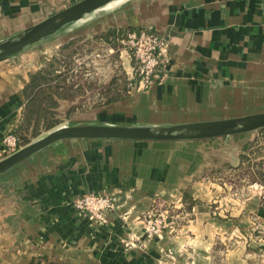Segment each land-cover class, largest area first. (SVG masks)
Returning <instances> with one entry per match:
<instances>
[{"label": "crops", "instance_id": "crops-1", "mask_svg": "<svg viewBox=\"0 0 264 264\" xmlns=\"http://www.w3.org/2000/svg\"><path fill=\"white\" fill-rule=\"evenodd\" d=\"M149 1L141 6L150 17L131 21L168 39L162 81L123 96L110 89L115 97L69 126H169L264 110V0ZM23 9L51 11L46 0H0V17ZM87 33L77 40L81 58H102L108 35ZM108 58L133 73L126 50L111 47ZM41 67L38 58L0 62V160L11 154L6 140L16 135L25 89ZM240 137L74 139L45 148L0 176V264H264L248 225L264 222L261 191L226 199L229 187L210 173L216 151ZM87 192L114 199L107 226L76 208ZM155 209L169 214L172 227L150 241L140 219Z\"/></svg>", "mask_w": 264, "mask_h": 264}, {"label": "rangeland", "instance_id": "rangeland-1", "mask_svg": "<svg viewBox=\"0 0 264 264\" xmlns=\"http://www.w3.org/2000/svg\"><path fill=\"white\" fill-rule=\"evenodd\" d=\"M80 1L82 0H55L51 4L50 0H46L47 6L51 7L50 13H40L39 10L35 11L37 9H23V11L27 12L21 16L3 13L0 17V41L17 35L24 29L32 27ZM148 2L150 4L149 0H117L109 4L105 9L98 10L84 20L73 24L71 30H66L65 32H72L70 37L73 38V41H70V43H65L69 37L68 33H59L10 57L38 58L42 67L38 69L37 73L47 74V80L46 82L43 81L42 84L46 85L48 83L50 86V91L45 90L46 92L41 94L38 99L39 104H42L41 108L44 109L41 110L39 105H35V118L32 119L31 124L26 126V129L24 128L20 136L21 141L18 142L14 152L46 137L50 132L58 128L69 126V121L77 115L87 112L96 105H101L108 99L115 97L114 94L109 93L110 89H113L117 96L130 93L129 83L134 80V74L129 73L121 64H117L115 67V64H112L114 60L108 58V54L111 47L116 46L122 49L118 43V38L123 34L116 37V33L121 34V31L126 29H130L128 31L151 30L147 25H140L131 21L135 15H138L143 20L150 17L147 14L149 13L147 9V16L144 18L145 12L141 6L144 3L148 4ZM89 24L91 26L84 27ZM93 30H97L103 36L107 34L109 38L100 47L102 58H81L82 49L80 48V42L77 40L82 39L84 37L83 34L87 32L92 33ZM64 43L66 44L65 46L63 45ZM54 91L57 99V105L55 106L53 105L54 101L49 99L50 92ZM262 104H264V101H262ZM250 112L262 113L264 110H253ZM51 124H55V126L48 128ZM239 135L242 136L239 141L228 142L223 147V150L216 151L214 164L211 166V176L217 182L226 184L229 187V189L221 192L226 199L233 197L243 199L253 193L251 189L247 191V188L258 191L259 188H256V185L264 186V174L263 176L261 175V170L264 169V129ZM8 155L10 154L6 156ZM93 195L101 196L109 195V193L87 192L80 197ZM260 197L264 200V189L261 191ZM155 210L150 211L145 217H148L151 213H156L153 212ZM159 211L158 209L157 212ZM86 214L91 217L89 213ZM145 217L141 218L140 222L143 225L147 240H159L172 227V222L168 219L167 224L169 227L163 230L161 237H151L147 229L152 228V224H150L149 219L145 220ZM93 223L98 227L108 225V223L99 225L94 220ZM248 225L251 226V234L255 237L256 243H261L262 249H264V222L253 220ZM254 229L255 231H253ZM127 245L130 247L135 246L132 243Z\"/></svg>", "mask_w": 264, "mask_h": 264}, {"label": "water", "instance_id": "water-1", "mask_svg": "<svg viewBox=\"0 0 264 264\" xmlns=\"http://www.w3.org/2000/svg\"><path fill=\"white\" fill-rule=\"evenodd\" d=\"M117 0H82L17 35L0 41V62L53 37ZM264 129V112L241 117L169 126H63L0 160V176L45 148L74 139L191 141L229 137Z\"/></svg>", "mask_w": 264, "mask_h": 264}, {"label": "built area", "instance_id": "built-area-1", "mask_svg": "<svg viewBox=\"0 0 264 264\" xmlns=\"http://www.w3.org/2000/svg\"><path fill=\"white\" fill-rule=\"evenodd\" d=\"M118 43L126 50L134 61V80L129 83L130 91H142L150 88L155 82L162 81L167 62V51L169 41L166 37L151 30L127 31L118 38ZM6 144L9 150L14 152L18 145V138L10 135ZM260 191L262 185H256ZM114 199L110 195L82 196L75 202L76 208L89 213L92 219L99 225L108 223L107 215L113 210ZM148 217L152 228L147 231L151 237H161L165 228L169 227L168 213L165 211H153Z\"/></svg>", "mask_w": 264, "mask_h": 264}, {"label": "trees", "instance_id": "trees-1", "mask_svg": "<svg viewBox=\"0 0 264 264\" xmlns=\"http://www.w3.org/2000/svg\"><path fill=\"white\" fill-rule=\"evenodd\" d=\"M47 80V74H43L42 72L34 74L31 76V80L29 84L27 85L25 89V97L27 100V104L25 106V110L23 112V120L22 122L18 125V127L15 129V136L18 138V142H20V136L24 130L26 129L29 124H31V121L33 118H35V112L36 110L34 109L35 105H39L40 109L43 110L44 108H41L42 104H39V97L41 94H44L47 90L50 91V86L48 83L46 85H43L42 82ZM41 81V83H40ZM46 90V91H45ZM49 99L51 101H54L53 105H57V99L54 92H50ZM56 99V100H55ZM56 101V102H55ZM55 124H51L48 126V128L54 127ZM244 158V157H243ZM261 175L263 176L264 174V169L261 170Z\"/></svg>", "mask_w": 264, "mask_h": 264}]
</instances>
